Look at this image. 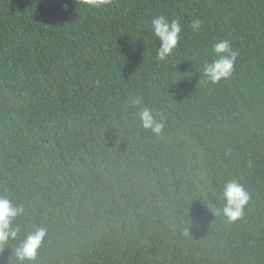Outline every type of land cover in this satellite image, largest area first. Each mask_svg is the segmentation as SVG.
Listing matches in <instances>:
<instances>
[{
	"label": "trees",
	"instance_id": "16d2710c",
	"mask_svg": "<svg viewBox=\"0 0 264 264\" xmlns=\"http://www.w3.org/2000/svg\"><path fill=\"white\" fill-rule=\"evenodd\" d=\"M157 15L181 26L163 60ZM0 196L23 208L0 264L37 228L23 264H264V0H0Z\"/></svg>",
	"mask_w": 264,
	"mask_h": 264
},
{
	"label": "clouds",
	"instance_id": "9594fccd",
	"mask_svg": "<svg viewBox=\"0 0 264 264\" xmlns=\"http://www.w3.org/2000/svg\"><path fill=\"white\" fill-rule=\"evenodd\" d=\"M73 2L88 11L100 10L111 5V0H73ZM200 25L201 22L197 20L193 23L192 28L198 30ZM150 28L153 36L160 41L158 59L163 60L172 53L178 43L181 32L180 22L179 20L169 22L165 16L157 15L151 19ZM212 50L218 58L204 66V75L209 81L215 83L230 76L237 53L232 51L230 42L223 39L215 43ZM139 117L145 129H150L154 133L161 131L162 125L156 122L150 109L142 110ZM222 195L225 201L223 213L231 220L238 218L248 200V194L242 186L232 181L224 186ZM22 212V207L13 205L6 196H0V252L4 250L9 239L17 237L18 230L12 228V222ZM44 236L45 230L37 228L15 249V256L21 264L36 258Z\"/></svg>",
	"mask_w": 264,
	"mask_h": 264
}]
</instances>
